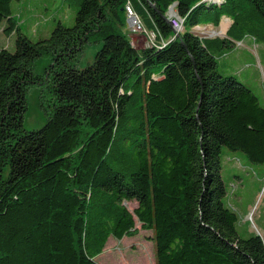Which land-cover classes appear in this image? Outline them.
Segmentation results:
<instances>
[{
  "label": "trees",
  "instance_id": "trees-1",
  "mask_svg": "<svg viewBox=\"0 0 264 264\" xmlns=\"http://www.w3.org/2000/svg\"><path fill=\"white\" fill-rule=\"evenodd\" d=\"M12 1L0 0L17 33L13 51L0 49V264H100L111 236L140 229L156 264H264V235L240 232L222 176L224 148L264 164V104L218 63L247 38L264 43V0H65L74 24L36 41ZM127 6L168 41L137 47ZM223 17V37L193 29ZM90 42L102 47L78 68ZM44 56L52 63L36 73ZM42 83L47 121L27 130V90Z\"/></svg>",
  "mask_w": 264,
  "mask_h": 264
},
{
  "label": "rangeland",
  "instance_id": "rangeland-1",
  "mask_svg": "<svg viewBox=\"0 0 264 264\" xmlns=\"http://www.w3.org/2000/svg\"><path fill=\"white\" fill-rule=\"evenodd\" d=\"M76 6L65 0H13L12 12L18 20L20 31L36 41L48 37L59 22L72 26L75 22ZM229 22L228 17H223L219 26L205 24L194 26L193 29L204 36L223 37ZM5 26V21L0 22V49L13 51L17 33H7ZM128 34L137 47L147 45L148 35L145 31L135 32L128 29ZM101 47L102 42L86 44L78 54L75 65L83 68L91 64ZM51 63V56L38 58L33 65L34 71L44 74ZM218 63L222 73L235 75L240 81L247 83L264 104V43L247 38L227 55L218 57ZM51 97L50 88L44 83L29 86L26 94L28 108L24 115L25 129L37 130L45 124L47 116L43 107H49ZM236 175L242 179H236ZM222 176L229 184L226 200L239 216L240 232L247 229L264 235V164L251 163L242 152L224 148ZM127 206L133 210L136 202L129 201ZM136 225L141 228L137 219ZM150 234V231L140 229L138 235L125 236L121 240L111 236L106 248L96 259L100 264H156L154 242L147 238Z\"/></svg>",
  "mask_w": 264,
  "mask_h": 264
},
{
  "label": "built area",
  "instance_id": "built-area-1",
  "mask_svg": "<svg viewBox=\"0 0 264 264\" xmlns=\"http://www.w3.org/2000/svg\"><path fill=\"white\" fill-rule=\"evenodd\" d=\"M127 9H128V26L130 31H135V32L145 31V33H147L148 35L147 45H149L150 43L164 44L165 41H168L159 32L155 33L153 31H147L141 19L133 13L132 9L131 8H127ZM167 18L174 32L173 37L178 36V28H180L181 16L179 15L178 11L175 9V4L170 6L167 12Z\"/></svg>",
  "mask_w": 264,
  "mask_h": 264
},
{
  "label": "bare ground",
  "instance_id": "bare-ground-1",
  "mask_svg": "<svg viewBox=\"0 0 264 264\" xmlns=\"http://www.w3.org/2000/svg\"><path fill=\"white\" fill-rule=\"evenodd\" d=\"M127 8H130V6H127ZM183 26H184V19L181 17L180 19V28H178V36L180 34V32L183 30ZM167 41H165L164 43H166Z\"/></svg>",
  "mask_w": 264,
  "mask_h": 264
},
{
  "label": "crops",
  "instance_id": "crops-1",
  "mask_svg": "<svg viewBox=\"0 0 264 264\" xmlns=\"http://www.w3.org/2000/svg\"><path fill=\"white\" fill-rule=\"evenodd\" d=\"M229 25H230V22H229ZM229 25H228V27H229ZM236 178H239L238 175H236ZM241 179H242V178H241Z\"/></svg>",
  "mask_w": 264,
  "mask_h": 264
},
{
  "label": "water",
  "instance_id": "water-1",
  "mask_svg": "<svg viewBox=\"0 0 264 264\" xmlns=\"http://www.w3.org/2000/svg\"><path fill=\"white\" fill-rule=\"evenodd\" d=\"M166 19L168 20V18H167V16H166ZM168 23H169V21H168ZM170 24V23H169ZM259 233V232H258ZM260 234V233H259Z\"/></svg>",
  "mask_w": 264,
  "mask_h": 264
}]
</instances>
